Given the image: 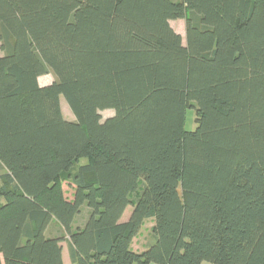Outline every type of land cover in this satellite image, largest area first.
Returning a JSON list of instances; mask_svg holds the SVG:
<instances>
[{"label":"trees","instance_id":"16d2710c","mask_svg":"<svg viewBox=\"0 0 264 264\" xmlns=\"http://www.w3.org/2000/svg\"><path fill=\"white\" fill-rule=\"evenodd\" d=\"M0 49V264H264V0H0Z\"/></svg>","mask_w":264,"mask_h":264},{"label":"rangeland","instance_id":"374dc122","mask_svg":"<svg viewBox=\"0 0 264 264\" xmlns=\"http://www.w3.org/2000/svg\"><path fill=\"white\" fill-rule=\"evenodd\" d=\"M171 24L173 28L182 35L183 40L185 42V36H186V24L184 19H178L171 21ZM3 53L0 49V56H2ZM55 77L52 74H47L42 77H40L39 82L42 86L50 85L54 82ZM61 105H62V111L67 120H75L74 114L72 113L70 107L68 106V103L66 102L64 97H61ZM103 116V120L112 117L114 115L113 110H104L101 112ZM196 111L194 109H189L187 111V120H186V129L187 130H194L196 128ZM87 160L83 159L80 163H85ZM69 192V191H68ZM132 210V207H128L127 213H130ZM84 221L83 214L80 215L77 219V223H82ZM152 224H155L154 219H148L143 224L138 236L142 239L140 241H146V240H152L154 239V234L152 231ZM210 263V262H206ZM213 264V263H210Z\"/></svg>","mask_w":264,"mask_h":264},{"label":"crops","instance_id":"0c3cea01","mask_svg":"<svg viewBox=\"0 0 264 264\" xmlns=\"http://www.w3.org/2000/svg\"><path fill=\"white\" fill-rule=\"evenodd\" d=\"M127 210L128 208L126 209L123 217H122V221H127L130 217V213H127ZM154 225L152 224V227ZM62 233H63V230H62V227L60 226V224L56 223V222H52L49 227L47 228L46 230V235L48 237H55V236H62ZM139 234V233H138ZM138 234L133 238V241H132V244H131V248L134 250V251H144L147 246L150 244V240H146V241H140L142 238L138 236ZM62 246H63V260H64V264H73L71 262V258H70V255H69V250H68V247H67V244L66 242H63L62 243ZM202 264H208L206 262H203ZM210 264V263H209Z\"/></svg>","mask_w":264,"mask_h":264}]
</instances>
